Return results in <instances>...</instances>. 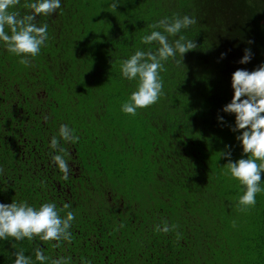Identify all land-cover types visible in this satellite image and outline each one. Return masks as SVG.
Wrapping results in <instances>:
<instances>
[{
    "label": "trees",
    "instance_id": "1",
    "mask_svg": "<svg viewBox=\"0 0 264 264\" xmlns=\"http://www.w3.org/2000/svg\"><path fill=\"white\" fill-rule=\"evenodd\" d=\"M113 2L61 0L57 13L37 17L49 38L30 66L0 44V203L54 202L61 216L75 213L71 243L0 239V264H14L19 249L40 264L37 246L45 264L60 256L70 264H264V192L240 211L244 189L221 157L225 145L233 161L242 156L229 127L235 114L221 109L234 95L232 73L264 63V0H118L115 10ZM24 3L10 11L27 14ZM174 14L197 19L180 33L197 49L184 62L177 55L180 67L165 64L158 103L127 115L121 105L138 81L122 77L121 62L155 52L159 45L142 37ZM245 48L254 55L240 64ZM61 124L80 137L60 141L67 181L51 159ZM164 221L178 228L156 232Z\"/></svg>",
    "mask_w": 264,
    "mask_h": 264
},
{
    "label": "clouds",
    "instance_id": "2",
    "mask_svg": "<svg viewBox=\"0 0 264 264\" xmlns=\"http://www.w3.org/2000/svg\"><path fill=\"white\" fill-rule=\"evenodd\" d=\"M20 4V0H0V44L12 55L20 57L19 63L24 66L31 65V58H35L46 46L49 38L48 24L37 25V17L50 16L61 9V0H25L23 7L28 9L27 14L21 15L18 11H10ZM119 5L115 0L110 8L115 10ZM197 19L192 16L174 14L173 17H164L151 25L153 29L150 34L142 37V43L151 45L157 43L159 47L153 52L137 50L129 58L121 62L122 77L129 80H137V88L133 91L127 101L121 105V111L127 115L135 116L138 109H146L158 103L164 95V82L160 75L167 71L165 64L171 60L177 67L182 61L185 53L197 49V43L180 35L182 30L195 25ZM162 29L163 31L156 30ZM169 37H178L172 41ZM249 44L253 41H248ZM250 48L244 49L243 57L238 61L247 64L253 58ZM226 53H221L224 58ZM231 86L234 95L231 101L221 109L228 114H235V124L229 125L236 135L235 139L242 145V156L240 159L232 160L230 145H225L221 157L227 158L225 175L239 181L243 187V194L239 196L237 206L240 211H247L255 207L258 193L264 192L261 181L264 179V63L258 65L254 70L239 68L232 73ZM48 119L47 116L44 117ZM218 120L224 122V117L218 115ZM80 137L75 134V129L66 124L59 127V138L54 135L50 140L52 163L61 173L62 180L69 179V164L64 156L68 153L61 147L60 141L72 144L78 143ZM247 158H244V157ZM3 169L0 168V173ZM70 203L63 205V210L70 209ZM54 202H44L38 208L28 204L27 201L11 203H0V239L22 241L27 238L34 241L36 238L42 242L55 241V247H60L62 242L71 243L72 233L70 231L75 213L67 211L64 216L60 215ZM123 226V225H122ZM235 226V223L234 225ZM178 225H169L167 221L163 226L156 225V232L168 234L176 231ZM177 231V239L180 238ZM12 247L16 249L15 243ZM35 259L40 264L49 260L43 250L35 248ZM14 264H33L30 256H26L23 249L13 252ZM70 257L60 256L52 259L51 264H70ZM82 264H91V261L82 258Z\"/></svg>",
    "mask_w": 264,
    "mask_h": 264
}]
</instances>
